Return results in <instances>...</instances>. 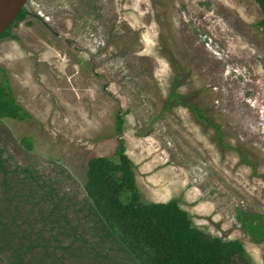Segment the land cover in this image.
<instances>
[{"label": "rangeland", "instance_id": "rangeland-1", "mask_svg": "<svg viewBox=\"0 0 264 264\" xmlns=\"http://www.w3.org/2000/svg\"><path fill=\"white\" fill-rule=\"evenodd\" d=\"M25 5L14 38H0V68L30 115L0 120V264H139L84 187L89 160L118 162L119 149L143 201L177 199L195 227L240 239L249 260L264 264V241L236 219L238 208L264 216L258 4Z\"/></svg>", "mask_w": 264, "mask_h": 264}, {"label": "trees", "instance_id": "trees-1", "mask_svg": "<svg viewBox=\"0 0 264 264\" xmlns=\"http://www.w3.org/2000/svg\"><path fill=\"white\" fill-rule=\"evenodd\" d=\"M254 1L263 16L258 26L264 27V0ZM26 17L25 12L21 11L0 34V38H14L12 25ZM0 71V120L29 117V113L13 96L7 71L3 68ZM172 96L176 97V93H172ZM189 106L204 120L200 109ZM118 156V162L106 156L91 158L84 187L108 231L139 264H255L249 260L240 239L224 240L195 227L177 199L167 202L143 201L131 160L123 149H119ZM236 219L253 242L264 241L263 215L238 208ZM19 262L22 264L24 260L19 258Z\"/></svg>", "mask_w": 264, "mask_h": 264}, {"label": "water", "instance_id": "water-1", "mask_svg": "<svg viewBox=\"0 0 264 264\" xmlns=\"http://www.w3.org/2000/svg\"><path fill=\"white\" fill-rule=\"evenodd\" d=\"M27 0H0V34H2L23 10Z\"/></svg>", "mask_w": 264, "mask_h": 264}, {"label": "flooded vegetation", "instance_id": "flooded-vegetation-1", "mask_svg": "<svg viewBox=\"0 0 264 264\" xmlns=\"http://www.w3.org/2000/svg\"><path fill=\"white\" fill-rule=\"evenodd\" d=\"M22 11H24L26 15H28V14H29V12H28V10H27V6H26V5H24V6H23V10H22Z\"/></svg>", "mask_w": 264, "mask_h": 264}]
</instances>
